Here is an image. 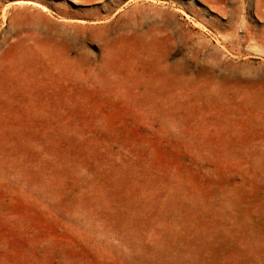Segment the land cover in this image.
Segmentation results:
<instances>
[{"label": "rangeland", "instance_id": "1", "mask_svg": "<svg viewBox=\"0 0 264 264\" xmlns=\"http://www.w3.org/2000/svg\"><path fill=\"white\" fill-rule=\"evenodd\" d=\"M0 264H264V0H0Z\"/></svg>", "mask_w": 264, "mask_h": 264}]
</instances>
